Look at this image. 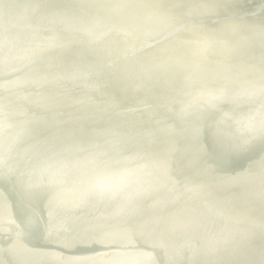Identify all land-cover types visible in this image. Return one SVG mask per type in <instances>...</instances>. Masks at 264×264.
Wrapping results in <instances>:
<instances>
[{
  "label": "bare ground",
  "instance_id": "bare-ground-1",
  "mask_svg": "<svg viewBox=\"0 0 264 264\" xmlns=\"http://www.w3.org/2000/svg\"><path fill=\"white\" fill-rule=\"evenodd\" d=\"M22 1L0 0L3 9L0 48L14 49L26 59L16 64L21 66L18 72L1 78L10 85L2 94L6 100L31 98L14 82L17 79L29 82L31 72L46 71L48 65L43 68L38 65L46 54L51 55V62L61 71L59 63L76 70L92 64V53L98 48L103 49L102 57L111 63L126 60L123 57L126 52L137 51L141 46L145 50L143 56L129 59V72L122 76L114 67L105 66L102 57L94 55L97 61L94 65L101 71L96 84L83 89L80 86L85 82L61 81L60 87L41 90L44 95L39 92L44 104L33 106L30 113H18L20 122L29 121L23 124L27 138L33 137L46 145L49 154L45 159L61 167L68 182L74 176L78 179L73 189L54 187L47 191L46 199L58 209L68 210L83 237L77 233L67 237V241L53 237L47 242L49 252L45 255L43 246L36 245L37 257L42 262L34 263L35 259L14 248L15 240H6L0 234V252L4 253L0 255V264H87L86 258L75 249H85L101 264L105 254L119 245L116 235L121 225L115 214H122L125 219L131 250L140 251V238L148 236L147 245L156 249L153 263L161 264L168 246L182 237L191 243V249L174 251L171 256L174 261L186 258L194 264H264V232L254 235L247 227L253 224L264 228V199L255 197V191L247 187L253 181L257 189H264V137L253 136L256 127L264 130V100L245 95L251 88L259 90L264 76V0H158L154 4L153 0H137L142 7L138 11L125 0H56L51 3L54 5L44 0L45 8L32 6L38 13L44 9L55 17L62 16L66 23L71 17L80 22L89 18L91 24L82 30L85 36L79 30L66 33L56 28V36L44 37L39 46L28 40L21 45L22 33L7 20L11 2L20 7ZM246 3L257 5L260 10L250 15L253 9L244 6ZM43 23L38 20L36 26ZM172 27L176 30L171 35ZM242 34L250 36L247 43L240 42ZM60 41L68 43V47L51 45ZM207 53L212 64L205 62ZM196 66L208 68L214 79L206 83L195 81L192 96L209 93L217 101L207 109H194L190 118L177 99L184 85L196 76ZM154 67L164 70L156 82L150 80L155 76L150 72ZM137 70L143 73L140 84L133 75ZM103 84L105 89L101 87ZM115 84L120 86L118 91ZM131 93L136 101L129 99ZM226 101H231L235 108L224 115L217 107ZM132 103L134 109L126 111ZM68 115L82 121L76 127L68 125ZM235 115L242 116L238 121L240 127ZM32 116L43 125L32 121ZM212 116L227 121L223 136L213 129ZM105 126L112 133L106 132ZM53 128L57 132L51 131ZM32 129L35 130L29 132ZM151 135H155V142L147 143ZM84 137H88L92 146L97 142L110 150L104 153L106 160L94 157L89 158L90 164L81 163L77 162L78 156L67 154L79 148ZM117 140L125 142L130 152L135 151L142 158L151 152L163 157L161 168L143 171L142 194H133L122 184H115L124 177L122 169L111 167L117 164L112 159ZM190 167L193 171L188 170ZM186 178L192 182L188 184ZM216 185L232 189L233 198L225 200L226 196H222L223 201L216 203L215 197H219ZM98 187L102 192L98 189L92 194L90 190ZM77 192L79 200L87 198L95 205L96 212L87 207L84 210L68 207ZM30 201L35 203L33 199ZM171 202L180 204L181 209L169 212ZM13 207L20 209L17 201ZM193 207L198 211L191 213ZM226 208L239 222L232 233L228 232V222L221 219ZM167 209L168 220L161 213ZM4 210L0 203V211ZM215 237L232 238L239 244L220 252L208 243ZM48 256L52 260H47ZM130 264L148 263L142 257Z\"/></svg>",
  "mask_w": 264,
  "mask_h": 264
},
{
  "label": "water",
  "instance_id": "water-1",
  "mask_svg": "<svg viewBox=\"0 0 264 264\" xmlns=\"http://www.w3.org/2000/svg\"><path fill=\"white\" fill-rule=\"evenodd\" d=\"M47 1L49 4L56 2V0ZM125 1L126 3L133 6L134 10L138 11L140 8H142L140 6V2L137 0ZM248 1L250 2V0ZM157 2L158 0H153V4ZM33 5H38L41 8H45L44 0H31V2L24 0L22 1L20 7L15 6V3L11 2V5L9 6V17L7 20L11 22V25L14 29H17L22 33L23 36L21 35L19 37L20 40H22L19 42L21 45L24 44L25 40H28V42H33L39 46L40 42L43 44L44 37H47L48 35L56 36V28L66 33L72 32L73 29L79 30L81 34L85 36L86 32H83L82 30L87 29L88 24H91L89 18H87L86 22H80L75 17H71L69 22L66 23L64 22V18L62 16L55 17L54 13L47 12L44 9L42 12L38 13L33 9ZM244 6L253 9L250 15L256 14L258 13L257 11L260 10L259 6L257 5L246 3ZM0 11L3 12L1 6ZM117 11L120 12L121 7L118 8ZM38 20H43L44 23L36 26V22ZM5 23L7 25V22ZM175 30L176 29L173 27L172 29L170 28L169 34L172 35ZM249 37L250 36L248 34H242L239 40L241 43H247L250 39ZM226 42L227 41H224V43ZM51 45L56 48L63 47V45L64 47H68V43L62 41L53 42ZM144 50L145 49L141 46L137 49V51L131 50L126 52L123 56L126 58V60L123 59V61H120L119 63H116L115 61L114 63H111L107 62V60L102 57L103 49L98 48L94 53H92L93 57L90 59L92 64L90 63L87 66H81L76 70L75 68H67V66L59 63L61 71H59L57 68V64L53 65L51 62V55L46 54L44 57H41V60L38 64L41 65L42 68L48 65L46 71L42 69L31 72L32 77L29 82L26 80L24 83L19 79L15 80L14 82L17 87L24 89L31 96V98L17 99V101L13 102L2 97L3 92L8 90L10 85H6L1 78L9 76L11 73L18 72V68L21 66H17L16 64L24 62L26 59H24L23 56H21V54L14 49H6L4 47L0 48V203L5 206V210L0 211V234L6 240H15L14 248L17 249V251L26 253L29 255V257L35 259L34 263L42 262L41 257H37L36 245H40V247L43 246L42 252L46 250L44 252L45 255V253L49 252V250H47L48 248L46 247L48 244L47 242L53 237L55 240L57 238L62 240L76 233L83 237L82 232L78 230L79 225H77L75 221L70 218L68 210L64 211L63 209H58L56 206L48 203L46 199L47 191L49 192V190H52L54 187L57 189L59 188L60 190L71 189L73 184L77 185L76 180L78 179L76 176H74L71 182H68L62 176L63 169L57 166L55 162H53L54 164H50L49 161L45 159V157H48L49 154V152L46 150V145L38 142L33 137L27 138L28 136L27 133H24L26 130H24L23 124H28L29 121L24 120L23 122H20L18 113L20 111L30 113L33 106L44 104V101H41L42 97L39 95V92L42 93L41 90H50L55 86L60 87L61 81L64 84L85 82V85L80 86L83 89L87 86L96 84L100 77L101 71L98 70L94 65V62H97L94 55H99L102 57L105 66L114 67L116 73L122 76L129 72L131 65L129 59L134 55L140 57L143 56ZM204 58L207 64H212L208 53L206 54V57L204 56ZM115 65L118 68H115ZM194 69L196 71V76L184 85L183 92L179 93V97L177 99L178 105H181L182 108H186L187 112H189L188 117L190 118H193L194 109H197L198 107H204L207 109L210 103L217 101L209 93L196 97L192 96L194 93L193 85L195 81L201 80L203 83H206L209 82V80L214 79L213 72L208 71V68L205 69L196 66ZM150 72H153L155 75L152 76L150 80L156 82L158 79L162 78L164 70H157L154 67L151 68ZM128 75H130V73ZM133 75L136 82L140 84V82H142L143 73L140 72V70H137L133 73ZM80 78H82L81 80L83 81H81ZM260 83L261 88L259 90L251 88L249 93L245 94L249 97V99L255 100L258 97H262L264 100V76L260 79ZM101 87L103 89L106 88L104 84L101 85ZM114 87L115 90L117 89V91L120 89L118 84H115ZM42 94L44 95V93ZM25 97L26 96H24V98ZM135 97V94L131 93L129 99L136 101ZM217 108L222 114L227 115L233 112L235 106L231 101H226L223 102L222 106ZM133 109V103L125 108L126 111ZM9 113H11L10 117L7 116ZM235 118L237 119L236 123L239 126L240 123L238 121L242 119V116L235 115ZM213 119V129L223 136L226 133L224 124L227 125V121L217 117H213ZM31 120L36 122L39 126L43 125L42 121L35 116H32ZM66 121L68 125L76 127L82 120H80V118L68 115ZM187 125H190V123H187ZM103 129L106 132H111L108 126L103 127ZM34 130L35 129L29 130V132ZM51 131L57 132L56 129L54 130V128ZM253 131L254 138L264 137L263 129H258L256 127ZM146 142L154 143L155 135L149 136ZM115 150L116 151L112 153V159L117 162V167L115 165H111V167L122 169L123 171L121 175L123 174L124 176L121 177L119 181H117L118 183L116 182L115 184H122V186L127 188L133 194H142L143 192L140 185L143 181L142 177H144L143 171L161 168L160 165L163 162V157H161V154L158 152H151L149 156L142 158L139 154H137V152H130L128 145L122 140H117ZM109 151V149H104L103 145L97 142H95V144L92 146L91 142L88 140V137H84L82 140V145L79 148L68 152L67 154H74L75 156H78L77 162H86L90 164L89 158L93 160L94 157H96L106 160L104 153H109ZM125 151L129 152L126 153ZM87 154L92 157H89ZM256 165L259 166V164ZM188 170L193 171V168L190 167ZM25 179H29L30 181L26 182ZM185 181L189 184L192 182V179L191 181H188V178H186ZM81 182L84 183L83 181ZM255 186L256 183L253 181H249L247 184L249 189L255 191V197L264 199V189H257ZM215 187V193H217L216 195L219 196L215 197L216 203L223 201L222 196L227 197H224L225 200H230L233 198L234 193L232 189H226L220 185H216ZM99 188L100 187L94 188L90 191L92 194H95ZM30 199H33L35 203L31 202ZM79 199L80 194L78 195L77 192V194L75 193V197L73 195V202L68 207L75 210H84V207H87V210L91 209L93 212H96L95 205L90 202L89 199L83 198L82 201ZM16 201L20 209L13 207ZM6 203L10 205L6 206ZM168 209L169 212L172 209L180 210L181 205L171 202ZM168 209L167 211L161 210V213L167 220ZM197 211L198 209L196 207L191 208V213H195ZM122 216V214H115L116 221L119 225H121V230L116 235L119 245L116 250H112L111 252H107L105 254L104 260L101 264H112V261L114 264H130L131 262H135L142 257L147 261L148 264H158L153 263V255H156V249L147 245L149 241L148 236L140 238V246L142 248L140 251L131 250V242L127 236V229L125 228L124 223L125 219ZM235 218L228 208H226L224 213H221V219H224L229 224V233H232L231 230L233 227H237L239 224ZM247 227L253 232L252 234L254 235H261L264 232V228L262 229L261 227L255 226L253 224H249ZM17 238H21V240H18ZM231 239L232 238L220 239L215 237L210 239L208 243H211V245L217 248L218 251L223 252L229 247L234 248L235 243L239 244V241H234ZM246 239L248 238L246 237ZM67 240L68 239L65 241ZM223 243L226 245V247L225 245L223 247ZM51 245L52 244H49V246ZM245 245L243 243V248ZM184 249H191V243L182 237H177L176 240L173 241V243L170 244V246H168L167 250L164 252L161 264H194L192 260L186 258L180 259L179 261H174L172 259L171 256L174 254V251L182 252ZM75 250L84 258H86L88 261L87 264H98L92 259L93 257L90 253L84 251L85 249ZM62 253L65 254L63 251ZM0 255H4V253L0 252ZM48 257L49 259L46 257L45 258L47 260H52V256Z\"/></svg>",
  "mask_w": 264,
  "mask_h": 264
}]
</instances>
